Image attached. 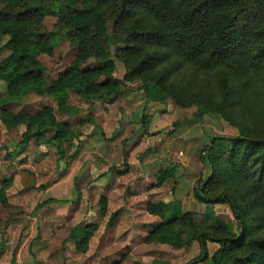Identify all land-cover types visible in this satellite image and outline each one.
Wrapping results in <instances>:
<instances>
[{
    "label": "trees",
    "instance_id": "obj_1",
    "mask_svg": "<svg viewBox=\"0 0 264 264\" xmlns=\"http://www.w3.org/2000/svg\"><path fill=\"white\" fill-rule=\"evenodd\" d=\"M48 17L56 19L52 29ZM64 39L80 49L66 71L52 78L38 56L53 55ZM4 50L8 55L0 60V81L8 102L34 93L76 115L83 109L70 103L72 93L91 105L95 100L113 104L127 82L140 80L147 102L171 99L180 108L195 107L185 123L210 113L237 127L238 136L209 134L200 155L209 176L197 181L194 196L207 205L228 204L239 231L217 216L178 213L171 204L151 201L147 211L161 221L146 242L181 248L197 241L200 255L189 264H264V0H0ZM116 59L125 66L122 80L113 76ZM89 60L94 64L88 66ZM48 120L45 128L54 130L63 156L64 144L78 134L57 121L52 106L37 114L1 111L2 123L26 126L22 142L34 128L44 130L40 126ZM168 172L159 171L160 183ZM12 184L7 179L0 185L6 206ZM100 203L105 217L107 199L101 197ZM118 217L114 212L107 226ZM98 229L96 223H80L67 240L86 253ZM209 243L219 245L212 255Z\"/></svg>",
    "mask_w": 264,
    "mask_h": 264
},
{
    "label": "rangeland",
    "instance_id": "obj_2",
    "mask_svg": "<svg viewBox=\"0 0 264 264\" xmlns=\"http://www.w3.org/2000/svg\"><path fill=\"white\" fill-rule=\"evenodd\" d=\"M55 22L54 17L46 19L49 29ZM79 49L77 43L64 39L53 55L40 54L38 58L45 72L58 78L71 65ZM7 55V50L0 52V60ZM94 62L89 60L87 65ZM124 74L123 62L116 59L113 76L122 80ZM121 90L122 95L113 106L102 100L91 105L79 95L71 94L70 103L83 109L86 115H104L107 132L103 134L101 127L87 122V128H81L82 139L77 136L70 141L74 142L69 150L72 155L65 152L61 156L58 141L53 140L54 130L45 128L49 120L40 126L44 130L34 128L29 140L21 142L26 126L2 123L1 111L7 109L14 115L37 114L45 106L54 105L56 119L69 121L76 127L78 122H71L76 117L60 111L53 98L34 93L17 102H8L6 85L0 81V177H12L16 183L10 196L12 203L6 206L0 201V264H111L124 255L123 264H189L200 255L197 241L181 248L146 242L148 230L161 221L146 211L148 200L172 198L178 202L174 205L178 213L192 212L196 217L211 214L225 221L233 231H239L228 204L207 205L194 196L197 181L209 176L208 166L200 159L203 147L210 141L209 134L238 136V128L210 113L182 128L188 124L185 120L194 115L195 107L183 109L171 99L164 104L147 102L140 80L127 82ZM107 105H111L110 110ZM163 114H168V119L173 114L175 120L164 121ZM142 117L145 122L142 127H147L146 130L137 133L138 129H131L126 133L129 123L139 128L135 120ZM106 146L112 148L110 159L102 153ZM165 168L169 172L162 184L157 175ZM107 169L113 171L116 180L101 186ZM141 177H147L143 188ZM148 186L150 193L145 190ZM134 187L140 189L134 191ZM101 196L109 200L105 217L98 214ZM116 211L119 218L107 226ZM80 223L99 226L86 253H79L74 242L67 240L71 229ZM208 247L212 255L219 245L209 243Z\"/></svg>",
    "mask_w": 264,
    "mask_h": 264
},
{
    "label": "crops",
    "instance_id": "obj_3",
    "mask_svg": "<svg viewBox=\"0 0 264 264\" xmlns=\"http://www.w3.org/2000/svg\"><path fill=\"white\" fill-rule=\"evenodd\" d=\"M146 100V99H145ZM118 101V100H117ZM117 101L115 102V103H113L112 104V106L113 105H115L116 103H117ZM147 101V100H146ZM149 102H156V101H149ZM48 106H52V107H55L54 105H48ZM111 105H107V108L110 110L111 109V107H110ZM87 114V112H81L80 114H79V117H77L76 115H78V114H76V115H70V116H75L76 118H72L71 119V122L72 123H75V122H78L77 123V128L75 127V126H72V125H70L71 123L69 122V121H60V120H58V117H57V121H59V122H66V123H68L71 127H72V130H73V132L74 133H76V134H78V136L79 137H77V138H80V139H82V136H83V132L81 131V128L82 127H84V126H86L87 125V122L88 123H90V124H93V126H99V127H101V133H103L104 134V132H107V130H106V128H105V126L103 125L104 124V122H103V117H104V115H102V116H94V114L92 113V114H89L88 113V115H86ZM91 115V120L90 121H85V118L86 117H89ZM151 115H153V114H151ZM150 115V116H151ZM111 116H113V114L111 115ZM146 117L147 116H149V115H145ZM167 116H168V114H163L162 115V119L164 120V121H167V120H171V121H173V120H175V118H174V116H173V114L171 115V118H167ZM137 122H139L138 124H140V127L139 128H136V127H134L135 125L133 124H131V123H129L128 124V127H126V129H125V131H126V133H128V131H130L131 129H133L132 131H136L137 129V133H139L141 130L142 131H144V130H146L145 128H147V127H142V124H141V118H140V120H135V123L137 124ZM132 125V126H131ZM190 124L188 123V124H184V125H182L181 127L182 128H184V127H187V126H189ZM19 128V127H18ZM86 128H87V126H86ZM17 129V128H16ZM20 129V128H19ZM21 129H22V127H21ZM135 129V130H134ZM112 131V130H111ZM113 132L114 131H112V134H113ZM81 135V136H80ZM190 136H192V135H190ZM189 136V137H190ZM23 140V139H22ZM22 142V141H21ZM72 145H74V142H73V144H72V142H67V143H65L64 144V151L65 152H67V153H71V152H69V150L72 148ZM111 147H109V146H106L105 147V149H103L102 150V153H103V155L107 158V159H110V158H112V152H111ZM73 153V152H72ZM72 153H71V155H72ZM6 160V159H5ZM166 169V168H165ZM119 173H121V172H119ZM104 177L102 178V180L100 181V185L102 186V185H108V184H110V183H112L114 180H116V179H114V175H113V171L112 170H110V169H107V170H105V172H104ZM7 179H13V184H12V186H11V188L9 189V191L7 192V196H8V199H9V203H8V205H10L12 202L10 201V196H11V192L13 191V189H14V187L16 186V183L14 184V178H12V177H6V176H3V177H0V185H1V183H2V181H4V180H7ZM145 179H147V177H141L140 178V181H141V187L143 188V186L144 185H146V183L144 182L145 181ZM143 184V185H142ZM138 186V185H137ZM97 187H99V186H97ZM140 188H138V187H134V191H138ZM145 190L148 192V193H150V187L148 186V187H146L145 188ZM101 197H105L106 199H107V206H108V208L110 207L109 206V200H108V198L106 197V196H101ZM101 197H100V200H101ZM100 200H99V203H98V206H99V209H98V214H99V216H101V217H103L102 215H101V212H100V209H101V203H100ZM159 201H162V202H165V203H168V204H171L172 206H174L175 204H178V202L176 203V201L173 199L172 200V198L171 199H168V200H159ZM151 202V200H148L147 202H146V211H147V206H148V204ZM152 202H157V201H152ZM7 205V206H8ZM182 206V205H181ZM148 212V211H147ZM151 215V214H150ZM153 216V215H152ZM119 218V217H118ZM160 222V221H159ZM158 222V223H159ZM155 227V226H154ZM154 227H152L151 229H149L148 230V232L150 231V230H152ZM148 232H147V234H148ZM147 234H146V237H147ZM75 244V243H74ZM210 247V246H209ZM210 249V248H209ZM122 258V257H121ZM121 260V259H120ZM119 260V261H120ZM124 261V260H123ZM160 263V262H159Z\"/></svg>",
    "mask_w": 264,
    "mask_h": 264
}]
</instances>
